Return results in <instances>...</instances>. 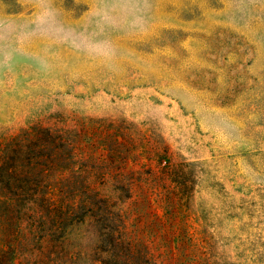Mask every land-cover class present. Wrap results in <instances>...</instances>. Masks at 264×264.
Masks as SVG:
<instances>
[{"label":"rangeland","instance_id":"rangeland-1","mask_svg":"<svg viewBox=\"0 0 264 264\" xmlns=\"http://www.w3.org/2000/svg\"><path fill=\"white\" fill-rule=\"evenodd\" d=\"M158 1L105 23L51 0L111 58L0 42V156L17 175L0 231L18 234L0 264H264V0ZM36 11L0 0L21 32Z\"/></svg>","mask_w":264,"mask_h":264},{"label":"clouds","instance_id":"clouds-1","mask_svg":"<svg viewBox=\"0 0 264 264\" xmlns=\"http://www.w3.org/2000/svg\"><path fill=\"white\" fill-rule=\"evenodd\" d=\"M35 4L37 7L36 14L23 32H21L16 21L0 17V42L14 35H21L25 39L33 37L55 38L71 41L73 45L81 46L84 51L94 56L111 58L115 55V47L110 40L74 33L72 29L67 27L52 6L51 0H35ZM103 19L105 23H110L112 17L105 14ZM135 23L142 26L144 21L137 17ZM40 63L44 64L45 62L41 59Z\"/></svg>","mask_w":264,"mask_h":264},{"label":"trees","instance_id":"trees-1","mask_svg":"<svg viewBox=\"0 0 264 264\" xmlns=\"http://www.w3.org/2000/svg\"><path fill=\"white\" fill-rule=\"evenodd\" d=\"M10 156L8 155L7 152L2 153V156H0V163H1V167H0V183L2 184V188L5 189V187L8 186L9 182L11 181L12 178L16 177L17 175H15L14 172V168H11V164H10ZM24 179H19V182H23ZM0 198H3V200L7 201L9 198L7 196V193L2 192L0 194ZM12 222V220H11ZM9 224V222L7 223ZM13 224V222H12ZM17 229H19V226H16ZM6 236L2 235V231H0V242L5 241L6 243H4V246L6 245L5 249H0V253L3 254V256H10L12 258L10 259H14L15 256V251L17 249V240H18V234L15 232H11L8 234H5Z\"/></svg>","mask_w":264,"mask_h":264},{"label":"crops","instance_id":"crops-1","mask_svg":"<svg viewBox=\"0 0 264 264\" xmlns=\"http://www.w3.org/2000/svg\"><path fill=\"white\" fill-rule=\"evenodd\" d=\"M19 1L24 4H32L33 2H35V0H19ZM81 1L86 5L84 16L89 18H95V16L103 17L105 15L103 13L116 8L115 5L119 3L127 2V0H81ZM133 1L134 0H129V2H133ZM166 1L168 0H159L158 1L159 6L166 3Z\"/></svg>","mask_w":264,"mask_h":264}]
</instances>
